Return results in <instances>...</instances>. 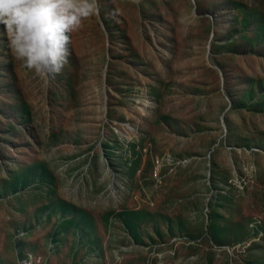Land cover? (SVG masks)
I'll list each match as a JSON object with an SVG mask.
<instances>
[{"label": "rangeland", "instance_id": "1", "mask_svg": "<svg viewBox=\"0 0 264 264\" xmlns=\"http://www.w3.org/2000/svg\"><path fill=\"white\" fill-rule=\"evenodd\" d=\"M99 3L55 76L0 35V264H264V0Z\"/></svg>", "mask_w": 264, "mask_h": 264}, {"label": "clouds", "instance_id": "2", "mask_svg": "<svg viewBox=\"0 0 264 264\" xmlns=\"http://www.w3.org/2000/svg\"><path fill=\"white\" fill-rule=\"evenodd\" d=\"M99 14V0H0V35L28 70L55 76L68 63L71 34Z\"/></svg>", "mask_w": 264, "mask_h": 264}]
</instances>
